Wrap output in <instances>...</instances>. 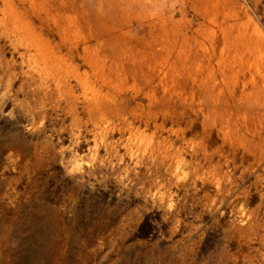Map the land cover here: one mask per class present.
Instances as JSON below:
<instances>
[{"label": "rangeland", "instance_id": "rangeland-1", "mask_svg": "<svg viewBox=\"0 0 264 264\" xmlns=\"http://www.w3.org/2000/svg\"><path fill=\"white\" fill-rule=\"evenodd\" d=\"M0 264H264V0H0Z\"/></svg>", "mask_w": 264, "mask_h": 264}, {"label": "bare ground", "instance_id": "bare-ground-1", "mask_svg": "<svg viewBox=\"0 0 264 264\" xmlns=\"http://www.w3.org/2000/svg\"><path fill=\"white\" fill-rule=\"evenodd\" d=\"M86 11V10H85Z\"/></svg>", "mask_w": 264, "mask_h": 264}]
</instances>
